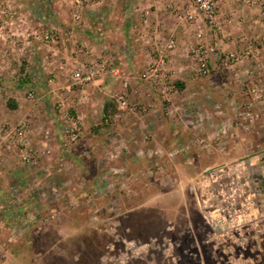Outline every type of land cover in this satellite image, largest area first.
<instances>
[{
    "label": "rangeland",
    "instance_id": "1",
    "mask_svg": "<svg viewBox=\"0 0 264 264\" xmlns=\"http://www.w3.org/2000/svg\"><path fill=\"white\" fill-rule=\"evenodd\" d=\"M61 5L67 55L54 68L9 46L0 61V100L13 109L17 92L21 103L17 119L0 123L27 125L25 144L0 158V264H264V49L197 77L185 49L193 36L180 65L189 74L167 62L177 88L167 102L142 79L159 40H135L121 25L130 6L154 0H94L85 6L99 9L80 21L75 0ZM84 46L113 58L116 74L74 83ZM123 80L139 91L129 89L110 124ZM60 109L78 120L71 144Z\"/></svg>",
    "mask_w": 264,
    "mask_h": 264
},
{
    "label": "built area",
    "instance_id": "2",
    "mask_svg": "<svg viewBox=\"0 0 264 264\" xmlns=\"http://www.w3.org/2000/svg\"><path fill=\"white\" fill-rule=\"evenodd\" d=\"M228 1L236 2L246 8L258 7L264 21V0H187L182 7H176L170 0L165 3V9L171 12L178 22L189 23L193 26L194 41L187 45L186 51L194 64V72L197 77H208L213 72L215 65L221 69H228L235 67L248 58H258L264 49V34L256 38L240 35L239 41L244 42V45L237 50H223L215 41L206 39L209 30L215 32L222 39L230 38V34L225 30L218 11L219 6ZM93 2L94 0H75V6H72V19L80 21L84 6ZM150 15V8L142 10L140 18L143 25L147 26L149 24ZM35 36L39 41L46 43L57 39L54 29L36 32ZM176 47L177 40L173 34L164 39H159L142 76L144 82L148 84L149 90L155 91L167 102L171 100L177 90L167 69L168 56ZM79 52L86 58L82 61H76L73 65L71 78L74 83L83 86L105 75L116 74L117 68L111 60L113 58L109 59L106 56L92 58L91 50L85 46L80 48ZM116 58L120 59V56L117 55ZM129 89L132 90V94L139 91L137 87L133 88L131 86L129 80H123L120 91L114 97L115 111L105 118L107 123L111 124L118 121L128 109L130 105ZM1 90L0 86V93ZM28 96L32 98L33 94L30 92ZM60 112L62 113L64 143L71 144L80 135L78 120L68 110L63 111L60 109ZM26 129V122L14 125L0 123V158L3 155V150L10 149L11 145L25 144L23 138Z\"/></svg>",
    "mask_w": 264,
    "mask_h": 264
},
{
    "label": "crops",
    "instance_id": "3",
    "mask_svg": "<svg viewBox=\"0 0 264 264\" xmlns=\"http://www.w3.org/2000/svg\"><path fill=\"white\" fill-rule=\"evenodd\" d=\"M58 1L49 2V0H42V6H36L33 0H0V61L3 60L2 58H6V52L3 49H5V47L7 49V46L13 51L10 52L12 56L13 54L16 57L25 55L27 59L40 57L42 60V67L49 61L46 65L48 68L49 65H53L54 68L61 57L67 55L66 48L62 44L63 39H61L62 29H64L67 24L65 18L67 9L65 6L61 5V1L63 0ZM159 1L154 0V3L156 2L155 6H130L126 12L127 20H122L123 22L121 25L129 28V36L133 34L135 40L144 43L152 41V38L157 41L173 34L177 40V47L169 54L168 65H175L176 67L173 66V68L179 71L181 69V71H183L181 72L182 75L186 76L189 74V70L180 65H183L182 59L184 58L182 55L185 54L182 50H185L187 47L186 46L184 49L183 45L186 42L188 43L194 36L192 34V26L189 23H178L172 13L167 11L165 6H162ZM170 1L173 2L176 7H182L181 2L183 0ZM51 3L56 6H49ZM94 8L99 9L98 6H84L83 14L85 12V15L92 17V12H90V10ZM145 8L151 9L148 26L143 25L140 18V14ZM218 11L225 30L230 32L231 36L229 39H222L218 37L215 32L209 30L206 39L208 41H215L221 49L241 48L244 42H237V35L256 38L264 34V21L258 7L246 8L236 2L228 1L221 4ZM100 13L95 12L93 14L99 15ZM109 22L110 19L108 20V26H115L114 22ZM86 25L84 22V24H78L77 27H85ZM49 28H55L58 31L60 38L57 42H48V44L37 40L38 38L36 39V32L44 31ZM134 30H136L135 33ZM76 36L78 39L83 38L80 40L89 44L91 50L94 52L97 45H95L93 41L86 40L79 33H77ZM14 42H17V46H14ZM8 53L9 52H7V55H9ZM92 53L91 57L93 56ZM76 57L81 59L83 55L79 52V54H76ZM179 60H181V62ZM0 73L3 72L0 70ZM34 80L35 84H37L38 78L35 77ZM13 97L16 101V105L13 104L16 107L13 109L7 107L8 105L5 100H0L1 121L11 122L17 119L18 114L16 111L20 108L21 103L17 92H15Z\"/></svg>",
    "mask_w": 264,
    "mask_h": 264
},
{
    "label": "flooded vegetation",
    "instance_id": "4",
    "mask_svg": "<svg viewBox=\"0 0 264 264\" xmlns=\"http://www.w3.org/2000/svg\"><path fill=\"white\" fill-rule=\"evenodd\" d=\"M232 245L233 243H229L228 245ZM220 246H222V247H224V246H227L226 244H224V243H221V245Z\"/></svg>",
    "mask_w": 264,
    "mask_h": 264
}]
</instances>
